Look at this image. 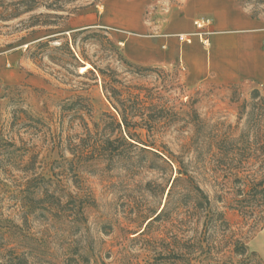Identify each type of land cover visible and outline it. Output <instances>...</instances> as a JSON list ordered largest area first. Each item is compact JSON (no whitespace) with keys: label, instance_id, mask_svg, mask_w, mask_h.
Here are the masks:
<instances>
[{"label":"rangeland","instance_id":"374dc122","mask_svg":"<svg viewBox=\"0 0 264 264\" xmlns=\"http://www.w3.org/2000/svg\"><path fill=\"white\" fill-rule=\"evenodd\" d=\"M36 1L0 0V263L13 250L56 264L71 247L82 264H181L164 258L193 234L186 176L170 190L181 159L224 234L264 264V226L230 207L239 184L264 175V79L188 82L177 58L136 64L107 28L75 27L118 0ZM187 2L147 0L143 19L163 34ZM235 2L264 22V0Z\"/></svg>","mask_w":264,"mask_h":264},{"label":"crops","instance_id":"0c3cea01","mask_svg":"<svg viewBox=\"0 0 264 264\" xmlns=\"http://www.w3.org/2000/svg\"><path fill=\"white\" fill-rule=\"evenodd\" d=\"M146 4L147 0H118V5L108 4L102 12L86 9L75 18V27L107 28L122 45L124 56L136 64H170L177 58L188 69V82L264 79V22L250 17L235 0H188L163 34L144 21ZM201 16L212 20L210 45L205 47L196 39L180 44L176 34L191 32L193 19Z\"/></svg>","mask_w":264,"mask_h":264},{"label":"trees","instance_id":"16d2710c","mask_svg":"<svg viewBox=\"0 0 264 264\" xmlns=\"http://www.w3.org/2000/svg\"><path fill=\"white\" fill-rule=\"evenodd\" d=\"M25 9L30 10L35 4L36 0H26ZM115 92L113 88L110 89ZM122 124L127 127L129 125L126 115L120 111ZM142 126H148L144 123ZM179 169L177 176L171 181L170 190L174 183L180 180L181 175H185L189 191L190 203H187L184 224L186 232L193 233L192 235H185L182 238L174 239L172 247L164 256L170 262H180L181 264H257L254 260V254L249 253L245 244L240 239H236L233 235H225L224 230L227 229L228 223L224 219L223 213L215 211L210 204L208 197L202 192L200 187L193 181L191 175L186 170V164L178 159ZM238 181L239 178L234 176ZM230 207L238 211L242 217L250 219L253 224H261L264 226V175L259 181L250 179L247 183L239 184L233 193ZM165 208V206H164ZM164 208L157 214H154L150 220L146 222L145 229L139 234H143L149 229L151 224L157 221L161 215L165 213ZM221 231L220 239H209L212 232ZM187 234V233H186ZM189 234V233H188ZM228 247L229 252H232L238 259L232 261L231 257L228 259L218 255L223 247ZM29 253H16L10 250L7 255L3 256L0 264H41L39 261L31 262L28 257ZM42 256L46 253H41ZM86 258L75 249L67 247L63 256L57 259L56 264H82Z\"/></svg>","mask_w":264,"mask_h":264},{"label":"built area","instance_id":"2783aa9c","mask_svg":"<svg viewBox=\"0 0 264 264\" xmlns=\"http://www.w3.org/2000/svg\"><path fill=\"white\" fill-rule=\"evenodd\" d=\"M193 26L194 29L191 32L176 34V40L180 44H190L196 39L200 44L208 47L210 45L211 35L214 32L212 20L208 17L195 19L193 21Z\"/></svg>","mask_w":264,"mask_h":264}]
</instances>
